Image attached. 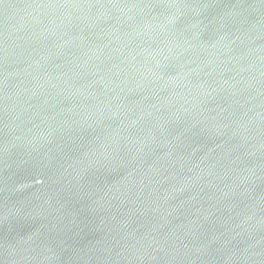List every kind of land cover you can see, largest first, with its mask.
<instances>
[{"label":"water","instance_id":"obj_1","mask_svg":"<svg viewBox=\"0 0 264 264\" xmlns=\"http://www.w3.org/2000/svg\"><path fill=\"white\" fill-rule=\"evenodd\" d=\"M0 264H264V0H0Z\"/></svg>","mask_w":264,"mask_h":264}]
</instances>
